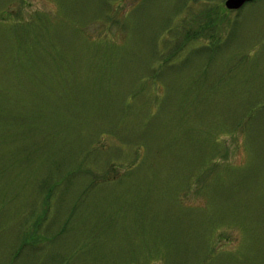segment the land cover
Masks as SVG:
<instances>
[{"label":"rangeland","instance_id":"1","mask_svg":"<svg viewBox=\"0 0 264 264\" xmlns=\"http://www.w3.org/2000/svg\"><path fill=\"white\" fill-rule=\"evenodd\" d=\"M0 0V264H264V0Z\"/></svg>","mask_w":264,"mask_h":264},{"label":"water","instance_id":"2","mask_svg":"<svg viewBox=\"0 0 264 264\" xmlns=\"http://www.w3.org/2000/svg\"><path fill=\"white\" fill-rule=\"evenodd\" d=\"M248 1H251V0H225L224 5H225V8L236 10Z\"/></svg>","mask_w":264,"mask_h":264}]
</instances>
